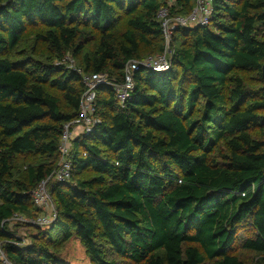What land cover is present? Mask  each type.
Instances as JSON below:
<instances>
[{"label": "trees", "instance_id": "obj_1", "mask_svg": "<svg viewBox=\"0 0 264 264\" xmlns=\"http://www.w3.org/2000/svg\"><path fill=\"white\" fill-rule=\"evenodd\" d=\"M167 3L0 0V247L14 264H72L36 239L21 245L9 219L41 212L33 192L57 168L64 125L79 115L78 70L122 83L131 60L162 53L157 14ZM194 5L176 0L171 11ZM213 7L209 25L176 30L169 70L134 72L124 105L112 87L98 88L100 122L74 141L70 181L49 182L50 233L79 239L91 264H245L234 245L248 225L242 247L264 264V86L242 74L263 77L264 0ZM221 142L229 152L219 163L209 155ZM30 154L40 159L19 179L18 158Z\"/></svg>", "mask_w": 264, "mask_h": 264}, {"label": "built area", "instance_id": "obj_2", "mask_svg": "<svg viewBox=\"0 0 264 264\" xmlns=\"http://www.w3.org/2000/svg\"><path fill=\"white\" fill-rule=\"evenodd\" d=\"M175 1L167 0V5L160 8L157 14L165 40L164 51L160 54L146 56L140 60H131L125 67V79L122 83L112 79L107 72L86 73L80 69L78 70L85 86L81 97L79 115L64 125L60 143V160L57 168L33 192L34 204L38 208L46 210L47 213L37 218H29L25 215L15 214L9 219V222L12 220L25 221L26 223L45 228L53 223L56 217V208L49 192V182L52 179L62 182L70 181L73 170L72 151L74 150V141L91 133L96 127V124L100 122V118L96 115L97 91L99 87H112L120 104L124 105L134 88V72L137 69L142 67L156 71H167L171 68V43L176 30L182 28L193 29L210 24L214 12V0H195V5L188 14H174L171 11V7ZM70 59V57L67 58L69 63ZM71 60L73 61V59ZM68 65L69 67L75 68L73 63ZM20 244H24L23 241ZM0 259L2 264H14L6 257L1 247Z\"/></svg>", "mask_w": 264, "mask_h": 264}, {"label": "rangeland", "instance_id": "obj_3", "mask_svg": "<svg viewBox=\"0 0 264 264\" xmlns=\"http://www.w3.org/2000/svg\"><path fill=\"white\" fill-rule=\"evenodd\" d=\"M30 45H34L35 52L43 54L46 51V45L42 42H37L34 38H30ZM155 54V53H152ZM149 56V55H148ZM146 57V56H145ZM71 58V57H70ZM76 64L70 59V63ZM246 79V83L251 87H261L264 86V79L262 76H259L255 71H246L242 72ZM254 134L257 137L262 138L263 134L258 131L257 128H252ZM229 150L227 146L221 142L219 143L214 151L209 155L210 159L215 162H223L225 160L226 154ZM39 157L35 155H24L18 158L15 168V175L22 180H27V167L30 163H35L39 161ZM95 173L92 170H84L81 173V177L86 178L93 176ZM40 209V208H39ZM41 212L39 216L45 215L47 212L44 209H40ZM36 217V218H37ZM9 230L16 233L17 236L23 239V243L27 244L35 239L38 243H43L51 248L61 257L65 258L72 264H91L90 258L88 257L85 247L81 244L80 240L72 237L68 241H62L55 231L50 233V227H40L25 221H15L12 220L8 226ZM253 234L252 228L248 226H243L238 229V239L234 245V251L237 253L240 258L244 261L245 264H257L258 254L254 251L244 249L242 247V242L244 237L251 236ZM118 259L123 261V264H136L130 260L124 259L122 257L116 256ZM208 264V263H207Z\"/></svg>", "mask_w": 264, "mask_h": 264}, {"label": "water", "instance_id": "obj_4", "mask_svg": "<svg viewBox=\"0 0 264 264\" xmlns=\"http://www.w3.org/2000/svg\"><path fill=\"white\" fill-rule=\"evenodd\" d=\"M262 74H263V77H264V65H263V68H262Z\"/></svg>", "mask_w": 264, "mask_h": 264}]
</instances>
